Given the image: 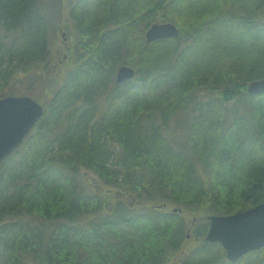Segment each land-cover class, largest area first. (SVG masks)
Returning a JSON list of instances; mask_svg holds the SVG:
<instances>
[{"label": "trees", "instance_id": "16d2710c", "mask_svg": "<svg viewBox=\"0 0 264 264\" xmlns=\"http://www.w3.org/2000/svg\"><path fill=\"white\" fill-rule=\"evenodd\" d=\"M63 9L0 0V98L19 82L16 95L46 76L53 85L44 116L0 166V264H167L187 243L186 214L264 202V92L247 90L264 78V0H71L68 20ZM57 12L76 41L51 71ZM163 17L180 36L146 45ZM123 64L136 75L117 83ZM214 88L250 99L224 131L198 91ZM183 111L190 127L176 148L167 131H184ZM206 225L182 264H264V248L230 262Z\"/></svg>", "mask_w": 264, "mask_h": 264}, {"label": "water", "instance_id": "95a60500", "mask_svg": "<svg viewBox=\"0 0 264 264\" xmlns=\"http://www.w3.org/2000/svg\"><path fill=\"white\" fill-rule=\"evenodd\" d=\"M179 34L172 22L154 23L146 31V38L151 42ZM135 75L134 67L123 64L118 68L116 82L122 83ZM247 90L250 94L264 92V78L250 82ZM44 113V104L31 95L8 94L0 98V166L25 141ZM208 219L206 240L219 242L231 262L264 247V202L229 215L211 214Z\"/></svg>", "mask_w": 264, "mask_h": 264}, {"label": "rangeland", "instance_id": "374dc122", "mask_svg": "<svg viewBox=\"0 0 264 264\" xmlns=\"http://www.w3.org/2000/svg\"><path fill=\"white\" fill-rule=\"evenodd\" d=\"M71 0H62V5L64 7V9L61 12H64V17H66V20H68V12L65 9V6L70 3ZM262 8V7H261ZM52 19H56L55 22H53V25L51 27V31H50V39H51V47H52V53H51V57L52 59H54L53 61V65L54 68L51 69V71H55V69L57 68L58 71L61 70L63 68V66L65 65V61L68 59V55L69 53H71L72 47L75 44L76 41V37L73 32V28L74 25L73 23H70V25H66V23H64L65 21H63V19L61 20L60 14L57 12L56 16L52 15ZM258 17L260 19V21L264 20V9L262 11H259ZM179 20V19H178ZM189 20L192 21V19L189 17ZM172 22L174 23L178 29L180 30V27L174 22V20L168 18V17H163V18H158L156 20H153L152 23L154 22ZM180 21V20H179ZM151 23V24H152ZM180 24H182V21L179 22ZM68 26V27H67ZM185 31H190L187 28H184ZM63 32L65 33V35H63ZM181 33V30H180ZM146 34V31L144 33V36ZM146 38V36H145ZM188 36H186V38H182L181 39V46H184L185 44H187V40ZM146 42V45L149 44L150 42ZM143 47V44H141ZM127 65H131V64H127ZM133 67V66H132ZM135 68V67H134ZM136 69V68H135ZM57 74V73H56ZM55 74V75H56ZM46 80V85L45 83L43 84V87H41L40 83H36L34 89L32 90V94L31 96L35 97L36 99H38L40 102H42V104L46 105L52 95H53V85H51L52 83L49 81V79L47 78V76L45 77ZM248 87V86H247ZM8 89V90H7ZM7 92H11L8 94H15V92H22L24 90H26V85H24V83L19 82L18 85H10L6 88ZM202 93V97L203 100L209 101L208 103H210L211 107H214V111L212 113V118H209L207 120L212 121L213 120V116L216 114V112L220 113L223 117L222 120L219 121V126L221 127V130H225L227 126L233 124L236 122V120L233 117V114L236 115V110H235V105L237 106V109H240V106H238L239 104L246 106L248 103L250 104V99L249 98H244L243 95L237 96L234 99L231 100H225L224 97L221 95V89L218 88H214V90H204L202 91L201 89L198 90ZM260 94V93H258ZM207 112V111H206ZM189 115L194 118V114L191 111H188ZM229 114V116H228ZM176 118H178L179 120H182L183 125L181 127H185L184 131L182 133H173L172 129L168 130L167 133L170 137V139L172 140V143L174 144V146L176 148L180 147L179 142H186V136L188 135V131H189V127H190V123L188 124L186 121H184V119H188L190 120V117L188 116V114H186L185 111L180 112L176 115ZM177 125L174 124V128H176ZM179 127V126H178ZM178 132H181L180 130H178ZM89 181L92 184H101V180H97L95 178V175H93ZM102 185V184H101ZM103 188V185H102ZM104 189L107 190L108 188L106 186H104ZM126 201L128 203H132V206H135L136 202L135 200L133 201L132 198H128L126 199ZM173 208H168L166 210H171ZM212 214V213H207L205 214V216L203 217L202 214H197L195 215L194 213L191 215L190 213H188V215L186 214L185 218L187 221V235H186V244L184 245L182 250H179L178 252L174 253L172 259L170 262H168L167 264H182V260L186 255V252H188L189 248L194 244L196 245L198 243L197 241V233L195 231V228L198 227L197 231L199 232V230H202L205 225L206 227L209 224V220H208V216ZM209 228V227H208ZM208 231V230H207ZM207 233V232H206ZM206 236V234H205Z\"/></svg>", "mask_w": 264, "mask_h": 264}]
</instances>
